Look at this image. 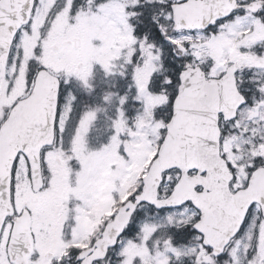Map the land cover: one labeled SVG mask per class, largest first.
<instances>
[{"label":"snow or ice","instance_id":"1","mask_svg":"<svg viewBox=\"0 0 264 264\" xmlns=\"http://www.w3.org/2000/svg\"><path fill=\"white\" fill-rule=\"evenodd\" d=\"M0 264H264V0H0Z\"/></svg>","mask_w":264,"mask_h":264}]
</instances>
